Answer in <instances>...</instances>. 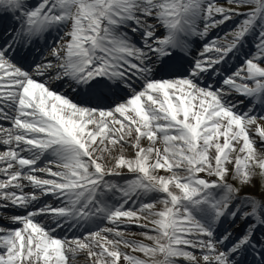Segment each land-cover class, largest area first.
Returning a JSON list of instances; mask_svg holds the SVG:
<instances>
[{
	"label": "snow or ice",
	"instance_id": "6c2138e0",
	"mask_svg": "<svg viewBox=\"0 0 264 264\" xmlns=\"http://www.w3.org/2000/svg\"><path fill=\"white\" fill-rule=\"evenodd\" d=\"M0 264H264V0H0Z\"/></svg>",
	"mask_w": 264,
	"mask_h": 264
}]
</instances>
